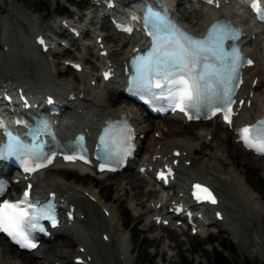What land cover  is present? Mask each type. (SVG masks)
<instances>
[{"label":"bare ground","instance_id":"6f19581e","mask_svg":"<svg viewBox=\"0 0 264 264\" xmlns=\"http://www.w3.org/2000/svg\"><path fill=\"white\" fill-rule=\"evenodd\" d=\"M169 1H178V3H180V0ZM194 8L197 9V14L194 19L187 20V18H184V21L195 31L203 30L205 25L219 14L231 15L236 21L240 22L246 17L245 13L242 12L240 8L232 5L214 10L212 8L199 7V4L195 3ZM27 17V21L31 27H36V17H33L32 15ZM6 25H8V22L5 20L4 26ZM244 25L246 30H249V35L256 34L257 36V39L249 41L247 44V50L255 58L256 64L246 70V81L239 91L240 98H245L246 102L240 109L241 114L239 115V118H237L238 125L254 120L259 113L261 114L263 112L264 107V98H262L260 102L257 101L258 92L256 91V87L253 86V79L255 78H258L259 80L258 85L263 82L264 49L261 47L260 43L264 34L259 33L257 29H251L247 22L244 23ZM36 30H38V28H36ZM22 36H24L23 38L26 40L25 34ZM4 39L6 45L2 47L0 51V87L13 88L14 84H18V86L24 84L37 98L41 97L42 93L46 91H54L58 95L65 94L66 98L71 94H75V99H71L70 101L71 105L67 109H64V114L67 118L63 119V121H66L65 127H67V133L78 128L86 129L88 132H91L103 119H106L107 117H120L122 112H125L131 117L136 123L139 131L146 133V136L152 129L154 130L147 138V141H149L151 145L150 149H148V157L142 159L141 163L138 165L137 172L130 174L126 179L124 178L125 181L121 180L118 183V185H130L132 195L136 198V205L141 203V194L145 195L154 189V186H149L152 182L149 168L153 164L161 162L158 156L161 155L162 158H170L172 161L178 159V180L173 185L176 198H173V200L176 199V202H180L188 199V189L194 181H202L212 184L217 189L221 199V202L215 206L216 210L213 214L220 210L224 212V219L222 221L226 224L225 226H222V229L232 235L235 234L236 236H240V231L242 232L243 230L245 232L244 240H246L244 244L250 240L248 232L250 230L249 227L254 225V218L262 223L263 218L261 213L264 211V206L261 197L247 183V181L243 180L241 172L237 169V165L233 161L234 155L237 154L236 148H241V146L232 143L229 139V135L224 137L222 133L219 132L224 125L219 121H213L214 127L210 130L209 126L205 127L209 122L189 123V125H199L200 128H202L195 134L194 130L184 131L181 122L179 124V121L182 120L178 115H172L162 122H156L157 120L149 121L145 118L143 113L139 112L138 108L131 105L130 101L126 104H116V102L122 101V99L120 100L119 98L122 95V91L118 88V86H120L119 79L122 75L119 68L126 64L129 55L134 52V47L140 44L134 36L126 37L118 45L108 44L106 47L109 49V54L105 57L99 54L102 49L97 48L98 60L103 64H109L115 69L114 74L116 80L112 84L106 83L102 87L100 85L102 79L101 74L99 75V72H92L86 67L82 72H78V75L82 79H87L84 87H76L73 83L66 84L57 82V79L55 78L56 67L53 60H51L52 63L50 64L45 61L40 62V55L42 54L38 53V48L35 46H32L30 48L32 51L29 52L26 48L28 45L25 46V44L19 42L18 39L10 41L6 36H4ZM27 41L28 40L25 41L26 44H30V42ZM85 46L89 47L93 45L88 43L85 44ZM94 46H97V44ZM23 52L25 54L24 59L22 56ZM31 54H34V57L40 62L37 70V77L34 78L28 76L31 75V70L29 68L30 63L25 64L27 59L28 61H32L33 56H31ZM83 56L84 55L82 54L80 57L78 55L80 61H83ZM101 72H103V68H101ZM60 73L61 72H58V74ZM93 80H97L99 86L92 85ZM102 89H107V95H104L105 92H103ZM248 100H251V105H247ZM183 124L186 125L187 123L184 122ZM167 125L170 126L169 134L175 135L180 131H189L192 132V135L190 136L194 141H191L190 136L185 137L186 139L173 137L170 140L165 139V137L156 138L155 134L157 132L162 136L165 134L167 135V133H165V127ZM173 126H177V128L174 129ZM210 133L214 136L212 140H208V135ZM144 141H142V147L145 146L143 145ZM199 146L204 149L217 146V149L205 153L203 161L197 167L193 166V163L190 166L187 165L186 162L193 159V155L199 149ZM177 149L182 152V156H173V152ZM242 151L251 161H260L259 157L251 155L244 149H242ZM229 161L230 166L226 167V164ZM143 165L148 167L145 174L139 171L140 167ZM68 169H77V167L74 165H68L58 168L59 177H52L51 174H49L50 176L44 177L46 173L52 172V170L41 173L36 184V192L38 194H48L51 191L59 192V198L64 204L71 203L74 205L75 220L70 223L69 227L59 231L58 235L66 236L67 240H60L58 246L69 244L70 242L68 240L73 238L71 236L72 232L76 235L75 239L81 242L78 246H83L86 251L81 252V250H78L71 260L69 257L70 251L63 249L54 251L57 252V256L62 257V260L56 261H54V256H51L49 252H46L44 253L46 256L42 261V259H39L40 256L38 252L29 253L21 251L17 247L0 239V264H18V261L23 264H46L48 261H53L52 264H55L57 261L63 262L64 264H78L75 260L76 257H81L82 261L79 264H104L103 257L98 252V247H101L108 252L112 263L117 264L112 248V241L114 240L117 242L118 248L120 249L119 251L123 258V264L133 263V259L130 258V251L132 248L128 241L129 237L126 234L127 232L123 233L122 230L118 229L116 223L117 213L115 209L112 206L101 205L100 200L103 197H100V193L97 191L87 187L84 189L74 180H70L68 177L70 171ZM78 169L82 174H85L89 168ZM115 175L116 174H102L100 177L109 178L110 176ZM25 183V181H19L15 186L20 188L24 186ZM159 202H162L163 204L161 208L157 207ZM149 203L150 206L147 211H154L153 219H157V216L163 214L171 216L172 212L170 211V208L174 207L171 199L169 200L168 198H165L164 195L160 194L156 199H150ZM100 210L103 213H101ZM105 210L110 211L109 216L105 215ZM214 220L215 218L213 219L211 216L210 227H208L207 230L203 229L206 233L212 226H216V224L220 222ZM243 222L249 227H244L242 225ZM148 224L151 226L155 224V222L154 220L148 221ZM169 227L178 230V228H175L174 226L169 225ZM202 233L205 234L204 232ZM253 242L254 239L250 243ZM256 242L261 244L258 240H256ZM53 249L57 250V246L55 245ZM260 254L261 259L264 260V250H261ZM89 256H92L91 260L88 259Z\"/></svg>","mask_w":264,"mask_h":264},{"label":"rangeland","instance_id":"374dc122","mask_svg":"<svg viewBox=\"0 0 264 264\" xmlns=\"http://www.w3.org/2000/svg\"><path fill=\"white\" fill-rule=\"evenodd\" d=\"M66 1L67 0H0V33L10 39V41L18 39V41L25 44V46L28 45L26 46L27 51L31 52L32 50H30V48L32 47V45L26 44L23 38L24 36L22 35L25 34V36L27 35L29 36V39L33 40L34 33H36V28H38V30L40 31H44L45 33H49L52 35L55 34V32H57V19L59 16H62L61 14H59V12L62 9L63 3H66ZM79 5L81 7L84 6L82 3H80ZM192 6L193 2L191 0H182V3L179 7L182 15H184V18H187V20H193L197 14V11L193 10ZM71 8V10H76L73 13V16L74 14L75 16H78V10L76 6H73ZM86 8L89 14L95 13L92 12L93 10L91 5H87ZM30 12L34 16H36L37 19L39 18L38 23L34 28L31 27V25L27 21V16L31 15ZM5 20L8 22V25L6 26H4ZM112 31L113 30L109 27L104 30L105 33H110ZM123 39V35L120 34L117 36L110 35L108 38V42L112 45H118ZM93 41V38L81 40L78 43V45L80 46L78 49H76L74 46L72 47L73 49L69 50L64 55H54L51 53L40 55L41 59L39 61H45L50 64L51 60L53 59L54 64L56 65L55 71L57 72L55 74V78L57 79V82L66 84L73 83L76 87H84L87 79H82L78 75V73L76 74V72L72 69L66 68L63 63L70 58L76 59L78 58V55L81 56L82 54L85 56V59H83L85 61V67L87 69H90L92 72H99L100 67L98 66H100L102 63L97 58V51L94 47H85L83 45L86 42ZM3 45L4 43L0 45V51ZM22 56L24 59V52ZM31 56H33L32 61H28L27 59L25 64L30 63L29 68L31 70V75L28 76L34 78L37 77V70L39 68L40 62L37 61V59L34 57V54H31ZM58 72L62 73L58 74ZM97 80L96 82L98 83ZM102 90L103 92H105L104 95H107V89ZM257 92V101L260 102L261 99L264 98V80L257 88ZM119 98L120 100L122 99V101L116 102V104L127 103L125 102V98L122 95ZM165 119L148 118L149 121L157 120L156 122H162ZM180 122L184 131L194 130L196 134L197 131L199 132L202 129L199 125H189V123L185 125L182 121H179V124ZM208 122V124H206L207 126L205 127L209 126L210 130H212V128L214 127V122ZM173 128L175 129L177 128V126H173ZM153 131L154 130L152 129L148 133V135H151ZM169 131L170 126L167 125L165 127V133H167V135L165 134L162 137L170 140L173 137L185 138L192 135V132L189 131H180L175 135L169 134ZM219 132L222 133L224 137H226V135H229V139L232 141V143L239 144L235 141V135L231 130L222 127ZM148 135L144 139L145 141L143 145L145 146L141 150L139 158L137 159L138 161L146 156L148 153V149H150L151 145L149 141H147ZM209 135L208 140H212L214 136L212 135V133H210ZM156 138H159V132L156 133ZM191 141H194L192 137ZM216 149L217 146L207 147L206 149L199 146V149L193 155L191 164L193 163L192 165L197 167L203 161L205 153H209ZM242 149V147L236 148L237 154L234 155L233 161L236 163L237 169L241 172L243 180L247 181V183L261 197V201L264 206V159L260 158V161L253 162L247 158ZM229 166L230 161L226 164V167ZM68 170L70 171V173L68 174L70 180H74L80 185V187H83L84 189L87 187L89 189L97 191L98 193H100V197H103L100 200L101 205L112 206L115 209L117 213L116 223L118 229L122 230L123 233L127 232L126 234L129 237L128 241L132 248L130 251V258L133 259V263L131 264H213L211 259L215 248L224 251L230 258V260L235 264H245L247 261L264 264V260L261 259L260 254V251L264 250V211H262L261 213L263 218L262 223H260L256 218H254L253 226L249 227L245 222L242 223L244 227L250 228V230L248 231L250 240H248L246 244H244L246 241L244 240L245 232L243 230L242 232L240 231V236H236L235 234L232 235L226 232V230L222 229V226H225L226 224L223 221L216 224L218 226L211 227L209 233H200L197 235L191 234L190 230L181 232V230L172 229L171 227L168 228L154 225L149 226L147 224L148 215H150L152 212L154 214V211H147L150 206L149 200L156 199L157 196L160 195V192L156 191L155 185L152 182L149 184V186H154V189L150 193H147L145 195L141 194V203H139L138 205L135 204L136 198L132 195L130 185H118L121 180L125 181L124 178L126 179V177H128L130 174L138 171L137 165H135L134 168L127 170L126 172L123 171V173H115V176H110L109 178L100 176L96 177L91 172L82 174L80 170L77 169ZM49 174H51L52 177H59L58 169H52V172L46 173L44 177L50 176ZM171 192H173V189L168 190L166 193L168 194ZM101 213L103 212L101 211ZM71 236L74 239H69L68 241L70 243L66 244L65 246H58V242L60 240H67V237L64 235H59V238L56 239V241L45 242V244L43 245V250L40 252V254L46 256V254L44 253L49 252L51 256H54V260H62V257L57 256V252L54 251L63 249L70 251V260L73 259V255L78 252V245L81 242L75 239L76 235L72 232ZM251 238L254 239L253 243H250L253 240ZM256 240L260 241L261 244H258ZM221 242L226 245V249L222 248ZM55 245L57 246V250L53 249ZM112 248L117 264H123V258L121 256V252L119 251L120 249L118 248V244L115 240L112 241ZM98 252L102 255L104 264H113L108 252H106L101 247H98ZM50 262L52 264L53 261H48L47 263L50 264ZM18 264L23 263L18 261Z\"/></svg>","mask_w":264,"mask_h":264},{"label":"snow or ice","instance_id":"6c2138e0","mask_svg":"<svg viewBox=\"0 0 264 264\" xmlns=\"http://www.w3.org/2000/svg\"><path fill=\"white\" fill-rule=\"evenodd\" d=\"M151 17L152 28L148 34L153 40V46L146 55H138L133 59L135 75L132 86L145 91H151L153 88L164 89L165 98L173 110L179 109L186 114L189 111L199 113L202 108L211 110L213 115L223 112L225 121L231 124V105L235 103L234 81L241 57L235 50L225 51V41L231 38L229 27L218 24L209 31L204 40H199L179 30L159 14L152 13ZM49 103L52 101L49 100ZM192 118L198 117L189 115V119ZM45 133L47 125L36 133L35 139L39 140L40 135ZM240 134L246 146L264 153V121L244 127ZM130 139V129H122L116 134L106 131L100 140V149L108 160L117 157L122 159L128 153L130 145L127 142ZM44 147L43 143L25 145L17 137H11L10 142L0 148V157L14 155L40 161L49 155L44 151ZM65 158L72 160L75 157ZM43 166L42 163L36 164L37 168ZM24 170L33 169L25 165ZM161 178H164L163 173ZM195 187L206 192L212 203L216 202L206 188L201 185ZM4 191V187L0 185V195H3ZM200 198L197 196V199ZM37 204L38 202L30 199L28 191H25L19 200H4L0 203V232L7 233L22 248L36 247L31 233L44 230L39 223L41 220L46 219L53 226L56 225L53 206L48 204L44 208H38Z\"/></svg>","mask_w":264,"mask_h":264},{"label":"trees","instance_id":"16d2710c","mask_svg":"<svg viewBox=\"0 0 264 264\" xmlns=\"http://www.w3.org/2000/svg\"><path fill=\"white\" fill-rule=\"evenodd\" d=\"M222 246L224 249H226V245L224 243H222ZM211 260L213 264H235L230 260V258L224 251L219 250L217 248L214 249ZM245 264H260V263L247 261Z\"/></svg>","mask_w":264,"mask_h":264}]
</instances>
